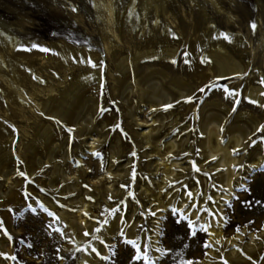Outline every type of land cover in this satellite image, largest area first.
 I'll return each mask as SVG.
<instances>
[{
	"label": "rangeland",
	"instance_id": "rangeland-1",
	"mask_svg": "<svg viewBox=\"0 0 264 264\" xmlns=\"http://www.w3.org/2000/svg\"><path fill=\"white\" fill-rule=\"evenodd\" d=\"M107 1L0 0V74L17 80L21 91L0 77V155L9 156L0 168V253L6 254L0 255V264H86L96 254L102 264H264V129H260L264 124V0H111L118 32L124 33L125 17L140 19V25L126 33L134 36L130 44L112 36L118 44L113 64L105 42L111 32L101 13ZM54 48L71 61L83 56L79 70L85 73L99 64L101 86H88L80 124L93 122L91 129L105 136L100 147L88 149L84 139L92 136H84L74 124L57 121L44 108L51 94V75H63L59 67L54 74L48 72ZM219 48L245 70L216 76L205 56ZM146 50L170 52L163 58L143 57L135 68L136 53ZM119 56L130 63L126 84L116 68ZM6 60L14 66L13 72ZM68 68L67 73L76 77L78 67ZM157 70L168 76L162 85L168 100L152 108L142 102L136 109L137 80ZM175 80L185 87L183 97L172 88ZM225 86L231 94L225 93ZM201 87L206 88L203 93L198 92ZM252 88L259 90L261 103L251 102L255 100L248 95ZM190 95L195 99L186 101ZM169 104L172 107H164ZM156 111L161 116L155 124L160 125L158 143L163 151L172 138L179 145L167 155L151 152L152 145L144 144L138 134L152 127ZM211 116L220 119L223 144L233 140L236 131L243 140L240 146L229 143L236 150V184L221 204L222 168L213 166L215 158L201 162L202 122ZM49 127L54 128L50 141L40 133ZM257 157L260 163L254 165ZM173 161L178 165L169 175L166 171ZM77 177L89 194H95L79 220L74 217L76 193L67 185ZM145 187L150 190L144 192ZM182 198L188 199V211L175 206ZM41 204L55 215L49 216ZM213 205L220 207L221 222H213ZM67 218L74 229L85 228L88 235L78 241ZM217 223L222 226V239L216 243L207 225ZM230 239L236 243H228Z\"/></svg>",
	"mask_w": 264,
	"mask_h": 264
},
{
	"label": "bare ground",
	"instance_id": "bare-ground-1",
	"mask_svg": "<svg viewBox=\"0 0 264 264\" xmlns=\"http://www.w3.org/2000/svg\"><path fill=\"white\" fill-rule=\"evenodd\" d=\"M113 12H114L113 3H112L111 0H108L107 2L104 3V5L102 7V12L101 13L103 14L104 19L107 22V25H108V33H109V31L111 32V35L108 34L106 36V38H105V42H106V46H107V55H108L110 64H113V63H111V61L112 62L115 61L114 60V57H115V54L117 53V51H115V46H116L117 42H114L113 38L115 37L117 40L119 39L121 41H124L125 43L130 44L132 42L131 39L134 38V36H131V34H129V36H128V34H126L127 31L129 30V32L130 31L132 32L134 30V28H136L138 25H140L139 24L140 19L138 17H136V16H133V17L132 16L125 17L124 18V25H125L124 26V29L125 30H123V32L125 33V35H124V33L118 32V28L117 27H114V23H113ZM112 36H113V38H112ZM153 41L155 42V40H153ZM152 48H154V47H152ZM168 50H170V49L168 48ZM162 51L160 52V51H157V50L156 51L153 50V51H147V52H137L136 53V61H135V64H134L135 68L138 67L139 60H141V58H143V57L146 58L147 56L150 57L151 54H156L157 56H159V58H163V57H165V56L167 57V55H169V52L170 51L168 53L162 52ZM76 52L78 53V51H76ZM172 52L174 53V50H172ZM69 53H71V52H69ZM119 55H121V53ZM205 58H208L211 61V67L214 69V71L216 72V76H218V77L219 76H224V75L241 74L245 70V68H246V66L244 68L237 60H235L229 54V52H227L226 50L221 49V48H219V49H217L215 51H211V53H209L208 55H206ZM56 59L60 60V63L59 64L56 62ZM83 60H84V58L82 56V57H79V58L77 57V59L75 58V60L71 61V59L68 56H66L64 54H60L54 48L53 53L48 58V63H49V67H48V70L49 71L48 72H49V74H54L56 72V70L58 69V67H59L60 68L59 70H61L63 68V70H62L63 71V75H62L61 78H58V77L54 78L53 77L54 75L53 76L51 75L52 80H51V82L49 84V92L51 94L48 97V105L45 104V107L44 108L46 109V111H48V115L50 114V116L51 117H54V119L56 118L57 121L60 120L62 122H66L69 125L74 124V125H76L78 127V131H80L81 134H83L84 136L85 135L86 136L87 135L92 136L91 139H89L87 137H86V139H84L86 142H88L87 148L89 149L90 147H100L101 144L105 140V136L103 134H101L100 132H97V131L95 132L93 129H91V126L94 125L93 122H91V121L86 122V125L80 124V120L83 118L84 109H85V105L82 106V100H83V98H85L84 96H85L86 92L88 91V86L94 84V85H96V88H97V86H99L102 81H101V75H100L101 72H100V69L98 68L99 67L98 66L99 65L98 63H96L97 66L95 65L96 66V69L94 71L93 70H90L89 72L86 71V73H85V72L79 70V69H82L80 67L84 66ZM6 62L10 63V61H7V60H6ZM7 66L9 67V70L10 71H12V72L14 71V69H13L14 66L11 65V63H10V66H9V64ZM68 66L70 67L68 69H71L72 67H78V71L79 72H77V74H75L76 77L75 76H72V74L70 75V73L69 74L67 73V67ZM85 66L87 67V64ZM90 66H92V64ZM129 67H130V63H129L128 58L125 57V56H123V57H120L119 56L118 59H117L116 68H117L119 74H121V76L123 77L122 78V81L123 82L125 81V84H126V81H127L126 80L127 78H126V75L125 74L129 71ZM153 72L154 71L148 72V73L144 74L143 76H141L137 80L136 86H138V89L136 90V92H137V97H138L139 100L134 103V107L136 109H140L141 108V103L142 102L147 103V105L150 108H152V107H155V106L161 104L162 101H165L167 99V97L162 94L163 93L162 92L163 91V86L162 85H163L164 81H166V79L168 78L167 74L164 71H162V70H157V71H155V73H153ZM154 74L157 75L155 77H158L160 79V83H155L154 84L153 82H151L153 80V78H155L154 77ZM0 77L7 83V85L9 87L13 88L15 91H20V88H19V86L17 84V80H12V79L9 80L2 73L0 74ZM67 78H68V82H66V79ZM114 78H115V76H114ZM171 85H172V88L173 89L179 91V95L177 94L178 96L183 97L185 95L186 92L185 93L183 92L184 89H185V87L182 86L183 84L181 82H179L177 80H175L173 82L171 81ZM116 86H114L112 88L113 89V92L117 91V87ZM121 86H123V83L122 82H121ZM134 87L132 88V90H129V92H131V91L133 92V90L135 89ZM172 88H170V89H172ZM89 89H91V88H89ZM94 91H96V90L94 89ZM123 91L124 90H122V92ZM188 91H190V90H188ZM91 92H89V93H91ZM258 92H259V90H256V88L255 89L252 88V90L250 92H248V95L250 97L254 98L257 102H260L261 103V99L259 98V93ZM20 93H21V91H20ZM55 93L56 94L58 93V94L56 95ZM168 93H169V91H168ZM174 95L176 96V94H174ZM127 100H128V98H127ZM91 102H93V101H91ZM138 102H139V104H138ZM2 104H3V101H2V98L0 96V107L3 106ZM5 107H6V105H5ZM23 108L24 107L19 108L18 110L22 112L23 111ZM96 112H97V109H96ZM94 114H96V113H94ZM155 114H157V111L155 112ZM86 118H89V117H86ZM158 119H161V116L159 114H157V116L154 118L152 127L151 126H147V127H150V128H148L147 131H143V132H140L139 131L138 134H139V136L142 139V141H143L144 144H147V145H150V146L152 145L151 152L158 153L159 155H167L166 153L168 151H174L176 149V147H178L179 145H178L177 140L175 138H172L170 141H168L166 143L165 151H163V149L161 148V146L158 143V141H159L158 132H159L160 125H158V124L156 125L155 124ZM40 125L42 126V124H40ZM202 126H203L202 127V132H204V137H203V139L201 141V144H200L201 145V148H202L201 149L202 150L201 152L203 154V158L201 159V162L203 163V162H206L209 159L215 158L216 159V162H215V164L213 166L214 167H221L222 168L221 169V172L219 174V180L221 182V185L225 188V193H224L223 196H220L221 199L218 198L219 199L218 200L219 201L218 204H221L220 202L224 199V197L231 195V192L233 190V187L236 184L234 182L235 181V173H236V171L233 170V165L237 161V157L234 156L233 150L230 148L229 143L232 142V141H234L235 142L234 143V146L235 145L236 146H238V145L240 146L241 141H243L242 140V134H240L238 131H236L237 133H235L233 135L231 134V137H232L233 140L227 141L228 142L227 144H223L221 142V139H220V131H219L220 119L218 117H215V116L207 117L202 122ZM53 129L54 128H50L49 127V129H48L49 132L48 131L47 132H43L44 129H42V130H40V133H41V135H45L46 139H48L50 141V140H52V136H50V135H52ZM243 131H245L244 128H243ZM45 133H48V135L45 134ZM10 136H11V134H10ZM89 143H90V145H89ZM80 146H81V144H80ZM32 147H34V145ZM95 150H97V149H95ZM110 153H111V155H113L115 152L113 150H111ZM7 157H9V156H7L6 154L0 155V168H1L2 164H3V162L7 159ZM253 162H254V165H258L260 163V158L257 157L256 159H254ZM110 163L114 164V159L113 158L110 159ZM176 163H177L176 161L171 162V165L168 168V170L166 171V173H168L169 175L172 174L174 172V165H176ZM154 164H156V163H154ZM177 165H178V163H177ZM156 166L157 165H155V167ZM158 168L159 167H157L155 169H158ZM56 172H58V171L56 170L55 171V174H56ZM60 174H62V173H60ZM114 178H115V176H114ZM65 179L68 180V178H65ZM112 179H113V177H112ZM70 181L71 182H69V183L67 182L68 188L76 193V196L73 197V207L75 209V215H74V213H73V215H74V217H75L76 220L77 219L79 220L80 218H82V216H81L82 211H83L82 208H84L85 206H88L87 208L89 209V206H91V203L93 201L92 198H93V196L95 194L94 193L93 194L92 193L89 194L88 190L84 188V185H83V182L81 181V178L78 179V177H77L76 180L74 179L73 181L72 180H70ZM117 182H116V184H117ZM162 184H164V183H162ZM112 185H113V183H112ZM108 187H107V190H109L111 186H108ZM118 188L116 189L117 191H118ZM159 188H161V186ZM148 189H149L148 187H145L143 191L144 192H147ZM117 194H119V193H117ZM142 194H144V193H142ZM89 197H91V199H89ZM172 200H174V199H172ZM187 201H188L187 198H182L180 200H177L176 202L172 201V204L175 203V206L178 207L179 209H184L185 208V210L188 211V209L186 208ZM52 206H53V203H52ZM164 207H166V206H164ZM198 208L200 209V207H198ZM219 208H218V210H219ZM88 209H86V210H88ZM212 209L214 210L213 222L216 223V220L217 219L221 222L222 221V216L218 214L219 211L215 208V205L212 206ZM203 212H205V214L207 213L204 210H203ZM192 213H193V216H196V214H197L196 211H193ZM61 214H63V213H61ZM67 222L69 224H72V222L68 218H67ZM70 227L73 228V224ZM207 227L210 230L211 235H212V238H213V240L216 243L219 241V239L220 240L222 239V236H221L222 235V228H221L222 226H221V224L217 223L216 226L215 225L214 226H208L207 225ZM75 229H76V227H75ZM75 229L73 228L72 230L75 231V236H76V238H77L78 241L81 240L82 238L84 239L86 237L85 236V230H84L85 228L84 229L83 228L82 229H76V230ZM157 230H159V228H157ZM132 235H134V234H132ZM128 236H129V234H128ZM154 236H158V233L156 232V235H154ZM251 238H254V235L253 234H251ZM235 239L228 240V243H232V242L233 243H236V240ZM254 239H256V238H254ZM235 251H236V249L233 248L232 249V253H234ZM211 252H212V250H211ZM91 254L94 255L95 253L94 254L91 253ZM95 256L92 259L85 258V259H88V261H87L86 264H102L100 258L99 257H95Z\"/></svg>",
	"mask_w": 264,
	"mask_h": 264
},
{
	"label": "snow or ice",
	"instance_id": "snow-or-ice-1",
	"mask_svg": "<svg viewBox=\"0 0 264 264\" xmlns=\"http://www.w3.org/2000/svg\"><path fill=\"white\" fill-rule=\"evenodd\" d=\"M253 27H255V25H253ZM88 62L89 63H92V61H90V60ZM93 66H95V65H93ZM261 83H264V80H262ZM205 90H206L205 87H201V88L198 89V92L203 93ZM224 90H225V93L226 94H231V93H229V91H228V89H227L226 86H225V89ZM262 95H264V93H262ZM185 99H186V101H189L190 102V101H193L195 99V96L194 95H190V96H187ZM251 102L254 103V104L257 103V101H255V100H252ZM164 107L165 108H170V107H172V105H170V104L169 105H164ZM260 129H264V124L260 125ZM260 129H258V131ZM68 131L71 132L72 129H68ZM253 143H255V141H253ZM233 151L235 152L236 150L233 149ZM97 155H99V154L97 153ZM132 155L135 156L136 154L135 153H132ZM20 175L23 176L24 173H20ZM89 199H91V197H89ZM209 199H211V197H209ZM29 207H31V205ZM41 208H44V211L47 212L49 216H54L55 215L54 213L50 212L47 208H45L43 204H41ZM32 211L35 212L36 209L33 208ZM174 211H177V209H174ZM185 219H187V217H185ZM192 223L193 222L190 219H188V226L189 227H192ZM0 225H2V221H0ZM201 228H202V230H204L203 226H201ZM236 230L239 231V227H237ZM87 235H88V232L86 231L85 232V236H87ZM193 235H195V232L194 231H193ZM128 242L131 243V241H128ZM205 244H207V242H205ZM93 251H95V249H93ZM157 251H160V249H157ZM0 255H6V254L5 253H0ZM137 258H139L138 255H137ZM188 264H191V261H189Z\"/></svg>",
	"mask_w": 264,
	"mask_h": 264
}]
</instances>
